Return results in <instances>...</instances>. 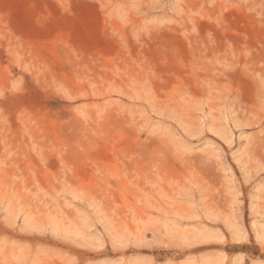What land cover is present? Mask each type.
Masks as SVG:
<instances>
[{
    "label": "rangeland",
    "instance_id": "374dc122",
    "mask_svg": "<svg viewBox=\"0 0 264 264\" xmlns=\"http://www.w3.org/2000/svg\"><path fill=\"white\" fill-rule=\"evenodd\" d=\"M0 264H264V0H0Z\"/></svg>",
    "mask_w": 264,
    "mask_h": 264
}]
</instances>
